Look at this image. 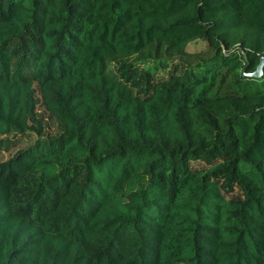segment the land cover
Masks as SVG:
<instances>
[{
	"label": "trees",
	"instance_id": "16d2710c",
	"mask_svg": "<svg viewBox=\"0 0 264 264\" xmlns=\"http://www.w3.org/2000/svg\"><path fill=\"white\" fill-rule=\"evenodd\" d=\"M263 55L264 0H0V264H264Z\"/></svg>",
	"mask_w": 264,
	"mask_h": 264
},
{
	"label": "rangeland",
	"instance_id": "374dc122",
	"mask_svg": "<svg viewBox=\"0 0 264 264\" xmlns=\"http://www.w3.org/2000/svg\"><path fill=\"white\" fill-rule=\"evenodd\" d=\"M196 45H197V43H195V44H192L191 46H188V50H194V49H196L197 47H196ZM37 111L38 112H41V108L40 107H37ZM44 122L47 124V131L48 132H50V133H53V132H55L56 131V124L54 123V121L52 120V119H48L47 117H45L44 116ZM31 139V138H30ZM31 141H32V139H31ZM25 146V145H24ZM24 146H22V147H24ZM13 153H10V154H7L6 152H1L0 153V161L1 160H5V159H7L8 158V156H11ZM234 193H236V190H235V192H233L232 194H234Z\"/></svg>",
	"mask_w": 264,
	"mask_h": 264
},
{
	"label": "water",
	"instance_id": "95a60500",
	"mask_svg": "<svg viewBox=\"0 0 264 264\" xmlns=\"http://www.w3.org/2000/svg\"><path fill=\"white\" fill-rule=\"evenodd\" d=\"M263 65H264V55L259 58V61H258V64L255 70L253 71V73L249 74V76L254 77V78L259 77L261 74V69Z\"/></svg>",
	"mask_w": 264,
	"mask_h": 264
}]
</instances>
